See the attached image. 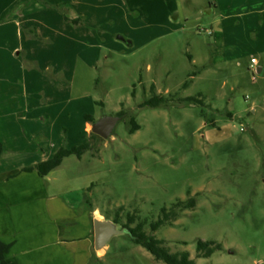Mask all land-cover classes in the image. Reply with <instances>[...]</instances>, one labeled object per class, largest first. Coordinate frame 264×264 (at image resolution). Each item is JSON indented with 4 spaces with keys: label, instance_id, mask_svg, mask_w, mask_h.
I'll list each match as a JSON object with an SVG mask.
<instances>
[{
    "label": "rangeland",
    "instance_id": "rangeland-1",
    "mask_svg": "<svg viewBox=\"0 0 264 264\" xmlns=\"http://www.w3.org/2000/svg\"><path fill=\"white\" fill-rule=\"evenodd\" d=\"M5 2L0 0V8ZM24 6L29 11L51 8L63 16L69 13V8L50 6L48 0H29ZM207 7L173 0L108 18L103 17L101 5L81 6L88 18H81L78 27L87 28L99 41L106 35L118 48L111 49L109 58L105 55L94 69L99 83L92 94L75 100L74 95L83 94L77 88L80 84L72 86V97L65 90L67 84L61 86L69 99L56 101L52 106L55 113L46 122L38 118L39 113L22 112L25 105L21 107L16 96L24 93L25 73L35 66L25 60V53H12L20 42L16 29L6 31L0 26V144L46 145L60 131L62 147L68 137L80 146L86 116L98 121L128 112L141 127L135 134H130L127 119L119 123L108 142L92 139L89 129L87 141L94 149L88 153L101 159L93 169L97 184L89 195L96 205L113 220L118 214L121 226L128 215H134L133 227L146 221L145 230L152 233L150 225L160 219L162 208L171 210L179 201L195 199L197 207L177 210V219L152 234L172 253L188 251L196 264H264V75L254 74L245 63L242 67L214 63L212 33L221 12L207 14ZM131 42H135L133 47L128 45ZM252 42L250 37L246 47L240 48V54L249 60L259 57ZM84 52L79 48L78 56H85ZM78 71L80 80L83 71ZM193 72L197 74L190 79ZM65 78L63 71L62 82L68 83ZM86 80L82 87L90 85L84 84ZM42 81L30 83L29 92L38 97L48 93L50 84ZM155 81L174 92L189 81L178 97L201 94L206 107H185L176 101L168 107L140 108L154 95L145 92V84L150 88ZM135 88L137 95L133 94ZM121 99L131 101V108L123 103L114 114L111 106ZM209 119L215 120V126ZM106 142L108 148L102 145ZM97 150L100 156H95ZM199 240L219 243L222 249L201 260L196 252ZM109 248L102 264H164L126 233L114 237Z\"/></svg>",
    "mask_w": 264,
    "mask_h": 264
},
{
    "label": "crops",
    "instance_id": "crops-1",
    "mask_svg": "<svg viewBox=\"0 0 264 264\" xmlns=\"http://www.w3.org/2000/svg\"><path fill=\"white\" fill-rule=\"evenodd\" d=\"M27 1L29 0H6L5 5L0 8V26L5 27L6 31L16 29L20 42L12 47V53L18 55L25 53V60L31 61L35 66L32 72L25 73L24 93L16 96L22 103L21 107L25 105L22 112L25 114L33 112L35 115L39 113L38 118L41 117L43 122H46L47 117L55 113L52 107L54 103L69 99L67 95L63 96L61 87L63 84H67L65 90L67 92L70 90L71 96L72 86L77 84L81 86L89 75V80L84 84L90 85L78 86V91L83 94L74 96L75 100H80L92 94L93 89L98 86L94 69L99 68L101 58L105 55L109 58L110 50L117 49L118 46L114 41L105 38L106 35L102 34L99 41L94 34L86 30L87 28H79L68 23L59 10L40 8L29 11L25 6L23 8ZM189 1L208 6L211 14L217 10L221 12V20L212 33V36L215 35L212 44L214 63L234 64L239 67L245 63L247 69H250L252 58H256L259 62L258 72L264 75V0H181L183 3ZM48 2L50 6L69 8L67 16L74 20L88 18L87 11L81 8L83 5H101L103 17L106 15L110 18L111 15L118 17L121 13L128 16L134 10L140 12L143 8L147 9V6L164 5L173 0H48ZM74 7L79 8L75 11ZM96 9L100 12V8ZM83 30L84 32L79 34ZM250 37L259 52V57L252 56L249 60L240 54V48H244V45L246 47ZM128 45L133 47L135 42ZM79 48L85 50V56H78ZM78 70L83 71V78L80 80ZM63 71L67 80L73 82L70 89L67 88L69 82H62ZM48 73L51 77L47 75ZM35 79L50 84V90L46 94L44 92L43 97L29 92V84ZM145 86V92L150 91L163 97H170L178 94V91L185 90L182 86L174 92L167 84L161 87L156 81L150 88L147 84ZM137 93L138 89L135 88L133 94ZM185 98L189 96H181V99ZM123 103L127 108H131V101L121 99L113 102L111 111L117 114ZM100 104L105 106L103 102ZM93 118L97 121L95 117ZM90 128L92 123L85 120L83 132L80 134L83 139L81 145L87 142V137L91 134ZM58 132L60 134L49 138L51 142L46 145L34 146L31 143L15 142L6 147L2 144L0 242L10 246L5 255L9 264H102L108 256L109 245L100 251L95 249L94 220L113 219L108 217L107 211L96 205L91 199L92 196H89L97 184L94 179L96 171L93 169L101 164V159L85 152L81 158L66 157L61 166L46 177H41L37 171H24L25 168L35 167L57 154L64 140L61 132ZM107 142L102 144L104 148H108ZM76 146L68 137L65 147ZM11 155L13 158L10 160ZM97 155L100 156V153ZM99 174L97 172V175Z\"/></svg>",
    "mask_w": 264,
    "mask_h": 264
},
{
    "label": "trees",
    "instance_id": "trees-1",
    "mask_svg": "<svg viewBox=\"0 0 264 264\" xmlns=\"http://www.w3.org/2000/svg\"><path fill=\"white\" fill-rule=\"evenodd\" d=\"M65 20L68 23H71L75 26H78L81 22V19H74L71 20L68 18L67 15H65ZM189 59L192 60L191 56H189ZM197 73L193 72L191 75H189V78H193L196 76ZM99 83V79L97 80V84ZM189 81L185 83L183 86L184 89H186L189 85ZM152 92H154V88H152ZM176 101L185 107L190 106H200L202 108L206 107L204 100L202 98V95H199V97H189L185 99H181L178 97V94L176 96L172 97H163V96H157L154 95L151 99L145 101L143 104H141L140 108H161V107H168L172 105L173 103H176ZM206 111L203 110L202 114L204 117H207ZM128 112H120L117 116L123 117V120L127 119V125L129 128L130 134L137 133L141 127L137 123L136 118L129 115ZM231 117V115H229ZM85 120L88 123H95L96 120L92 116H86ZM208 122L215 126V120L209 119ZM92 139H100L99 136L95 135L94 133L91 134ZM94 149L93 144L88 140L85 144L72 147V148H66L62 147L60 150H58L57 154H55L50 160L42 162L35 167H29L25 168V172H33L37 171L38 174L41 177H46L48 174H50L53 170L61 166L64 159L70 156H76L78 158H81L85 152L91 151ZM98 152V150H97ZM3 153L2 145L0 144V161ZM99 153V152H98ZM96 156V155H95ZM196 206L195 199H190L189 201H179L171 208V210H168L167 208H162V216L160 219L152 223L150 225V229L152 233L157 232L161 227H163L167 222L170 220H175L178 217L177 210H192ZM123 208L119 209V211H122ZM136 216L134 215H128V221L126 224L122 225V227L128 228L132 233V241L136 245H140L143 247L146 251H148L156 261L163 262L164 264H196L194 260L191 259L190 253L188 251L183 252H177L172 253L170 249L165 245V242L163 240L158 239L154 234L147 233L145 230V227L147 225L146 221H139L137 222L136 226L133 227V225L136 223ZM116 224H121V221L119 220V215L117 214V217L113 220ZM196 252L197 257L202 260L210 258L214 253L217 251H220L222 249L221 244L213 242V241H203L199 240L197 242ZM10 250L9 245H5L4 243L0 242V259L1 264H9L6 260L5 255Z\"/></svg>",
    "mask_w": 264,
    "mask_h": 264
},
{
    "label": "water",
    "instance_id": "water-1",
    "mask_svg": "<svg viewBox=\"0 0 264 264\" xmlns=\"http://www.w3.org/2000/svg\"><path fill=\"white\" fill-rule=\"evenodd\" d=\"M207 14H211L212 11L208 10ZM120 40L125 41L120 37ZM123 120V117L103 116L100 120L92 124V133L104 139L110 140L116 132L117 126ZM128 234L133 238L131 231L128 228L122 227L120 224H116L110 220H94V234H95V249L100 251L107 247L114 237Z\"/></svg>",
    "mask_w": 264,
    "mask_h": 264
},
{
    "label": "built area",
    "instance_id": "built-area-1",
    "mask_svg": "<svg viewBox=\"0 0 264 264\" xmlns=\"http://www.w3.org/2000/svg\"><path fill=\"white\" fill-rule=\"evenodd\" d=\"M258 66H259V62H258V60L256 59V58H252V60H251V64H250V70L253 72L254 71V74H256V73H258L259 74V72H258V70H259V68H258ZM243 130H245L244 128H242ZM242 130V131H243Z\"/></svg>",
    "mask_w": 264,
    "mask_h": 264
}]
</instances>
